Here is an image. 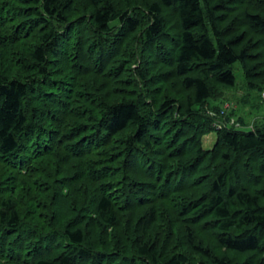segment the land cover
<instances>
[{
	"label": "trees",
	"instance_id": "1",
	"mask_svg": "<svg viewBox=\"0 0 264 264\" xmlns=\"http://www.w3.org/2000/svg\"><path fill=\"white\" fill-rule=\"evenodd\" d=\"M236 64L263 98L264 0H0V264H264Z\"/></svg>",
	"mask_w": 264,
	"mask_h": 264
},
{
	"label": "rangeland",
	"instance_id": "2",
	"mask_svg": "<svg viewBox=\"0 0 264 264\" xmlns=\"http://www.w3.org/2000/svg\"><path fill=\"white\" fill-rule=\"evenodd\" d=\"M234 73L237 79V86L232 90L226 93V101L227 103L223 104L224 109L227 110L228 112H236V117L232 116V118L235 120V122L237 121L236 118L241 116L242 114H248L250 113L248 110L246 111V107L243 105V103H241V99L245 96L246 93V86H245V78H244V73L242 71L241 65L240 64H236L234 66ZM248 112V113H247ZM256 116L255 115H247V124H252L254 118ZM223 122H228L230 123L232 120H224L222 119ZM221 121V120H220ZM238 122L235 123L234 126L238 125ZM240 124V123H239ZM218 127V126H217ZM240 127H243L242 125ZM251 129V127L246 128V130ZM216 140V134L213 133L211 135H209V137L207 138V140L205 141V147L209 148L211 147V145L215 142Z\"/></svg>",
	"mask_w": 264,
	"mask_h": 264
},
{
	"label": "crops",
	"instance_id": "3",
	"mask_svg": "<svg viewBox=\"0 0 264 264\" xmlns=\"http://www.w3.org/2000/svg\"><path fill=\"white\" fill-rule=\"evenodd\" d=\"M254 96V95H253ZM244 106L246 107V111L248 110L250 113L248 114H242L241 116L244 117V123L246 127H257L264 125V98L260 97H250L249 102L245 103ZM256 116L252 122V124H247V115H255Z\"/></svg>",
	"mask_w": 264,
	"mask_h": 264
},
{
	"label": "built area",
	"instance_id": "4",
	"mask_svg": "<svg viewBox=\"0 0 264 264\" xmlns=\"http://www.w3.org/2000/svg\"><path fill=\"white\" fill-rule=\"evenodd\" d=\"M262 97L264 98V93L262 94ZM226 112H227V110H226ZM226 112L223 111L221 114L222 115L221 117L217 116V114L215 112H211V111H209V115L213 118L218 117V118H223L225 120V118L227 117ZM217 125H218V127H222L224 125H235V121H234V119H232V121L230 123H228V122H222V121L218 120ZM236 127H240V125H236Z\"/></svg>",
	"mask_w": 264,
	"mask_h": 264
}]
</instances>
